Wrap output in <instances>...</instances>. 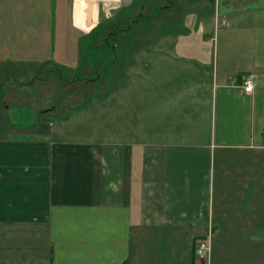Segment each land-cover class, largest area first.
Segmentation results:
<instances>
[{"label": "crops", "instance_id": "obj_1", "mask_svg": "<svg viewBox=\"0 0 264 264\" xmlns=\"http://www.w3.org/2000/svg\"><path fill=\"white\" fill-rule=\"evenodd\" d=\"M213 1L222 8L217 19L205 14ZM136 2L0 0V111L14 126L0 134V264H264L263 47L236 41L238 52L226 51V61L240 63L249 51L252 59L212 77L214 46L206 37L216 25L264 32V0H178L182 17L170 0H140L150 9L130 14ZM144 19L154 38L111 40ZM167 25L192 34L172 36ZM103 47L116 55L106 78L88 59ZM118 49L138 51L137 71ZM164 63L186 70L189 88L147 106V86L172 80ZM75 69L80 75L67 76ZM58 72L93 88L89 102L81 96L68 109L74 121L52 105ZM247 74L256 78L252 93L241 86ZM139 90L140 141L136 108L128 106ZM39 95L46 97L40 103ZM88 121L98 122L93 132L103 127L100 136H64V128ZM206 235L212 249L201 261L195 244Z\"/></svg>", "mask_w": 264, "mask_h": 264}, {"label": "rangeland", "instance_id": "obj_2", "mask_svg": "<svg viewBox=\"0 0 264 264\" xmlns=\"http://www.w3.org/2000/svg\"><path fill=\"white\" fill-rule=\"evenodd\" d=\"M148 2V1H147ZM178 0H170V3H173L174 5V13H176L178 17H180L182 15L181 7H179L177 5ZM141 6L145 7V10L143 11V14L145 12L148 11V9H150V5L147 4V6H145L144 4L141 5L140 0H138V2H136L135 4L132 5L133 8H130L129 12L131 14V12H133V10L135 8L138 7V9H140ZM222 11L221 5L219 1H213L211 4H206L205 7V14L206 16H211L212 19L216 18L217 19V15L218 13H220ZM141 14V13H140ZM216 16V17H215ZM182 17V16H181ZM231 18V17H229ZM134 21H136L134 19ZM154 21V20H152ZM143 22H145L144 20H141L140 22H138V25L136 23L133 24V26H131L130 31L129 32H123V31H118L114 34L113 37H111V40L115 43V44H120L121 42H123L125 39H127V41L130 39H132L134 42L143 40V39H152L155 36L154 30H150L149 23H144V25L142 24ZM150 22V21H149ZM220 22V19H219ZM221 23V22H220ZM143 26V28L147 27L148 28V32L145 33L144 35H140V33L138 32V30L140 29V26ZM173 27V26H172ZM171 26H165V30L168 31V33H171L172 36H188L191 33V31H189L188 29L186 30L184 27H180V29L178 30L177 27H174V29ZM235 26L231 25V26H222V25H216V27L211 28V32L207 33L206 37L212 39L211 43L214 46V58L211 59V66L210 69H207L210 73V75H212V77H214V70L220 72V71H236L235 66H237V64H240L239 66L243 67V66H247L248 64V60L252 59V53L251 51L248 52V54L246 56L240 57L239 59L241 61H239L240 63L234 64L231 60L230 61H226V58L224 56L226 51H232L234 54L236 52H238V48L236 46V41H240V43H242V47L243 45L248 46V49L251 50V46L253 45H257L260 44L262 45V53L263 54H258L257 56L259 57V59L262 61V59L264 60V32H250V33H241L235 31L236 29H234ZM120 32V33H119ZM107 31H105V33L101 34L100 38L106 39L108 37L107 35ZM239 37V38H238ZM209 40V39H208ZM93 41V40H92ZM102 42V41H101ZM128 49V48H126ZM138 50V49H137ZM86 51V49H85ZM87 52V51H86ZM121 49H118L117 54L119 55L120 59L122 61H128L130 63L131 66V70L132 71H137L138 70V66H139V59H138V51H136L135 53H131L130 55L128 54L127 56L125 54L120 53ZM83 56H87L86 53H83ZM115 54L114 53H108L106 48H100V53L97 54V56H93L89 55V60L93 62V64L95 65L94 68L95 70L99 71L100 73H102V77L106 78L107 77V72L110 69V66L113 65L114 62V58H115ZM248 56V57H247ZM255 56V55H254ZM253 56V58H254ZM118 57V56H117ZM247 57V58H246ZM262 57V59L260 58ZM233 59V58H232ZM112 63H111V62ZM115 66H118L117 63H115ZM118 68H122L123 66L120 67L118 66ZM77 69V67H76ZM75 69V71H71L66 73L67 76H71V74L74 75H80V72H77ZM241 70H243V68H240ZM154 70L149 68L147 70V72H153ZM162 73L165 75L168 73H170L169 75L172 76V80H167L164 83V86H160L159 88H156L151 85L154 81H151L149 83H151L150 86H147L146 91H148V103L145 101V105L147 106H151L154 105L155 103L158 104V101L162 102L163 104H165L166 102L170 101L171 99H177L180 98L181 94H184L189 88V81L188 79H184V76H181L182 74H185L186 70L174 66L172 64L168 65V63H164L163 64V68H162ZM88 70H85L82 73H87ZM61 74V76H60ZM57 76L61 77L62 79H57V80H52L50 85H51V89L50 86L48 89H50L51 94L53 96H51L53 98V102L52 105L54 108H60L63 110V116L68 115L70 116L69 119H73L74 121V116L75 113L70 112L68 109L72 108L76 105V103H78V101H81V96H84L86 101H90L89 100V95L93 93V88L92 86L88 85L87 83H84V86H81V81H76L74 80L75 78H70L68 79L69 82H65L63 81V77L67 80V78L63 75L62 73H57ZM175 78V79H174ZM174 79V80H173ZM213 80V79H211ZM210 80V81H211ZM96 82V81H95ZM94 82V84H95ZM98 82V81H97ZM108 80L103 79L101 80L99 83L100 85L103 87V89L101 90L102 94L107 93L106 89H107V84ZM205 83H208V80H205ZM140 86V82L137 83ZM155 84V83H154ZM80 86L79 89H77ZM45 89L46 92L48 93L49 90ZM206 89V88H205ZM207 91V89H206ZM154 92H156L154 94ZM62 93H66L65 96H63ZM134 95L132 96L133 99V103L128 104V106L132 105V108H136L135 111L132 112L133 114V124L134 122L136 123L134 125L133 128V133L134 135H136L137 140L140 141V139H138L139 135H140V127L139 125V121H136V117L139 118L141 112V99H140V90L138 91H133ZM202 94V96L204 95L205 100L207 99V93H203L200 92ZM46 97H43L42 95H39L36 97V99H38V103H40L42 100ZM63 101H62V99ZM123 100V99H122ZM60 104H62L63 106H61ZM143 104V103H142ZM106 108V106H105ZM67 109V110H66ZM94 111L99 110V108L96 106L94 108H92ZM206 112L209 111V107H206ZM100 111V110H99ZM58 113V111H57ZM93 114H95L94 118L98 119L97 112H93ZM149 116H154L155 112H148ZM105 116H103V118H105L106 112L104 113ZM128 116V114L126 115V117ZM90 123V124H89ZM92 124H98V122H90L88 121L89 126H87L86 124L82 123L80 125H82V127L76 126V127H67L64 128L63 130L66 131V133L64 134L65 137H69L71 139H82L85 140L87 138H91L92 136L98 137L100 136V134L97 132H101L103 131V127H97L95 128L96 132H93L92 130H94L92 126H90ZM127 122H123V127ZM100 124V123H99ZM152 124V123H151ZM85 125V126H84ZM206 125H207V130L209 132V122L206 121ZM14 127L12 125V120H11V116L9 113L4 112V111H0V134H5L9 128ZM126 130V128H124ZM69 131V133L67 132ZM78 131V133L76 132ZM148 132H149V136L154 134V128L150 127L148 128ZM36 245H39L40 248L38 250H45L44 247H42V241H37ZM24 254V253H23ZM22 254V255H23ZM28 254V253H27ZM25 260H27V258L25 257Z\"/></svg>", "mask_w": 264, "mask_h": 264}, {"label": "built area", "instance_id": "obj_3", "mask_svg": "<svg viewBox=\"0 0 264 264\" xmlns=\"http://www.w3.org/2000/svg\"><path fill=\"white\" fill-rule=\"evenodd\" d=\"M244 92L252 93L256 86V78L253 74H247L242 77L241 84ZM212 249V242L209 235L198 238L195 244V255L198 260L208 261Z\"/></svg>", "mask_w": 264, "mask_h": 264}, {"label": "trees", "instance_id": "obj_4", "mask_svg": "<svg viewBox=\"0 0 264 264\" xmlns=\"http://www.w3.org/2000/svg\"><path fill=\"white\" fill-rule=\"evenodd\" d=\"M106 39H108V37H107ZM103 40H104V39H103Z\"/></svg>", "mask_w": 264, "mask_h": 264}]
</instances>
